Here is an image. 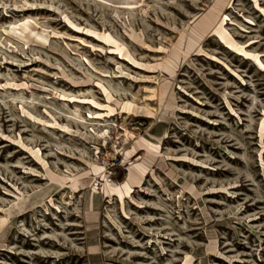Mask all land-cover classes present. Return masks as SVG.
Listing matches in <instances>:
<instances>
[{"label":"rangeland","instance_id":"1","mask_svg":"<svg viewBox=\"0 0 264 264\" xmlns=\"http://www.w3.org/2000/svg\"><path fill=\"white\" fill-rule=\"evenodd\" d=\"M0 264H264V0H0Z\"/></svg>","mask_w":264,"mask_h":264}]
</instances>
